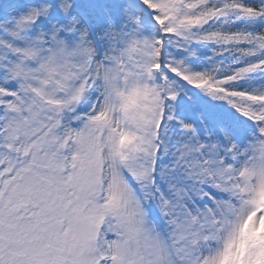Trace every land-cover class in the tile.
Here are the masks:
<instances>
[{
	"label": "snow or ice",
	"instance_id": "6c2138e0",
	"mask_svg": "<svg viewBox=\"0 0 264 264\" xmlns=\"http://www.w3.org/2000/svg\"><path fill=\"white\" fill-rule=\"evenodd\" d=\"M0 264H264V0H0Z\"/></svg>",
	"mask_w": 264,
	"mask_h": 264
}]
</instances>
